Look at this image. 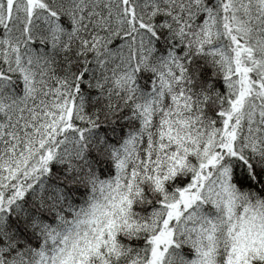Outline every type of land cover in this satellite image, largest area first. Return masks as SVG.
Instances as JSON below:
<instances>
[{
    "label": "snow or ice",
    "instance_id": "snow-or-ice-1",
    "mask_svg": "<svg viewBox=\"0 0 264 264\" xmlns=\"http://www.w3.org/2000/svg\"><path fill=\"white\" fill-rule=\"evenodd\" d=\"M0 264H264V0H0Z\"/></svg>",
    "mask_w": 264,
    "mask_h": 264
}]
</instances>
